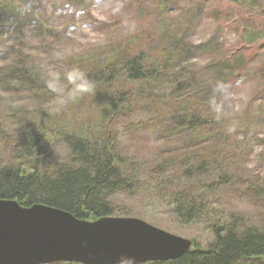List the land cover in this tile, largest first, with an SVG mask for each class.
<instances>
[{
  "label": "rangeland",
  "instance_id": "374dc122",
  "mask_svg": "<svg viewBox=\"0 0 264 264\" xmlns=\"http://www.w3.org/2000/svg\"><path fill=\"white\" fill-rule=\"evenodd\" d=\"M132 59L145 77H128ZM73 68L94 91L50 111L46 80ZM28 133L45 171L69 161L68 139L109 140L134 175L111 198L128 217L201 234L160 198L187 186L263 230L264 0H0V164Z\"/></svg>",
  "mask_w": 264,
  "mask_h": 264
},
{
  "label": "trees",
  "instance_id": "16d2710c",
  "mask_svg": "<svg viewBox=\"0 0 264 264\" xmlns=\"http://www.w3.org/2000/svg\"><path fill=\"white\" fill-rule=\"evenodd\" d=\"M123 66L131 79L147 75L135 59L126 60ZM184 122L193 124L194 120ZM18 138L15 153L20 162L0 164V199H13L22 206L44 204L88 220L131 215L111 206L114 195L129 193L135 187L128 159L109 140L68 139L69 161L54 171H45L38 157L42 151L39 140L29 133ZM188 168L187 173L192 175V168ZM162 192L163 204L170 205L172 220L184 225L180 228L183 233L188 234L187 227L203 229L201 234L191 235L193 246L180 258L143 264H254L264 260V229L243 226L232 216L223 219L215 215L210 204L189 193L187 186L176 193ZM149 222L157 224L156 220Z\"/></svg>",
  "mask_w": 264,
  "mask_h": 264
},
{
  "label": "water",
  "instance_id": "95a60500",
  "mask_svg": "<svg viewBox=\"0 0 264 264\" xmlns=\"http://www.w3.org/2000/svg\"><path fill=\"white\" fill-rule=\"evenodd\" d=\"M190 238L128 216L81 219L69 211L0 199V264H136L175 260Z\"/></svg>",
  "mask_w": 264,
  "mask_h": 264
},
{
  "label": "clouds",
  "instance_id": "9594fccd",
  "mask_svg": "<svg viewBox=\"0 0 264 264\" xmlns=\"http://www.w3.org/2000/svg\"><path fill=\"white\" fill-rule=\"evenodd\" d=\"M134 29V24L129 27V31H134ZM57 55H60V53ZM45 84L47 89L54 95L53 102L47 106L50 111H59L67 104L94 91L92 82L78 68L66 71L63 80L59 76H52L46 80ZM121 264H136V260L134 257L122 258Z\"/></svg>",
  "mask_w": 264,
  "mask_h": 264
}]
</instances>
